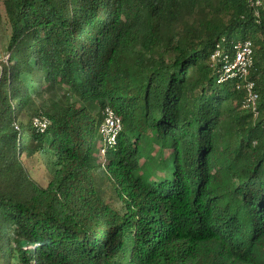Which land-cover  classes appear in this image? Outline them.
<instances>
[{
  "label": "trees",
  "instance_id": "trees-1",
  "mask_svg": "<svg viewBox=\"0 0 264 264\" xmlns=\"http://www.w3.org/2000/svg\"><path fill=\"white\" fill-rule=\"evenodd\" d=\"M2 22L0 264H264V0H0ZM246 40L256 110L226 77Z\"/></svg>",
  "mask_w": 264,
  "mask_h": 264
},
{
  "label": "built area",
  "instance_id": "built-area-1",
  "mask_svg": "<svg viewBox=\"0 0 264 264\" xmlns=\"http://www.w3.org/2000/svg\"><path fill=\"white\" fill-rule=\"evenodd\" d=\"M236 57L232 64L226 66V77L240 76L247 81L248 106L256 110L258 94L254 89V82L248 79L253 61V44L251 41H238L234 45ZM224 79V78H223ZM110 142H115L117 134L122 130V121L120 116L110 107L105 111V121L101 129Z\"/></svg>",
  "mask_w": 264,
  "mask_h": 264
},
{
  "label": "rangeland",
  "instance_id": "rangeland-1",
  "mask_svg": "<svg viewBox=\"0 0 264 264\" xmlns=\"http://www.w3.org/2000/svg\"><path fill=\"white\" fill-rule=\"evenodd\" d=\"M8 41L9 35L7 33V26L4 22H2L0 23V65L4 62H7L9 59V52L7 49ZM104 151L105 150H102L101 153L104 154ZM30 174L42 185H47L51 176V171L45 157L39 156L31 162ZM105 183L108 185V182ZM102 185L105 186L104 183Z\"/></svg>",
  "mask_w": 264,
  "mask_h": 264
}]
</instances>
